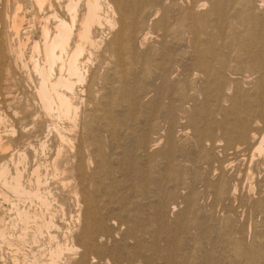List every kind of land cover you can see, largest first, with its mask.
Masks as SVG:
<instances>
[{
    "label": "rangeland",
    "instance_id": "rangeland-1",
    "mask_svg": "<svg viewBox=\"0 0 264 264\" xmlns=\"http://www.w3.org/2000/svg\"><path fill=\"white\" fill-rule=\"evenodd\" d=\"M196 1L198 4L201 3L200 11L210 7V0ZM226 2L231 16L235 15L234 11L239 10L240 6L243 8L248 5L255 6L257 19L264 16V0L260 2L259 0H233V2L229 0ZM189 3L190 0L149 1L148 7L153 9L152 16L146 19L150 29L147 40L144 42L145 45L141 47L143 53L139 56L137 63L131 61L133 53L127 52L123 54L124 65L119 64L117 62L119 54L114 56L106 48L108 41L112 38V33L106 28L102 32L98 30L101 34H97L103 36L104 42L97 50L98 52L93 53L95 56L92 54L93 59L96 60L93 61L94 63L90 62L92 69L89 65L86 72L87 77L84 80L86 82L79 83L84 85V88L78 83L75 85V98H78L75 100L79 108L77 118L79 121L81 118L89 130L85 132L80 125L72 129L65 125L63 120L54 122L60 130L63 129L62 132L70 137L74 133L73 137L75 136L72 137L71 145L63 147L59 159V161L63 159L60 163L66 167L73 166L76 169L77 157L72 156L79 157L76 155L77 145L80 142L78 133L82 132L81 136L84 141L82 160L87 161L83 168L86 176L83 183L85 182L92 197L91 210L97 213L89 230V236L95 247L86 251L88 258L95 256L93 264H264V169L262 166L264 154L255 152L252 157L253 148L237 138L238 132L234 128L236 123L244 120L249 132L257 133V135L264 133V27L258 29L261 30V34L258 35L260 39L253 44L256 46L253 50H257L260 62L252 68L253 63L247 55L239 54L235 47L221 48L225 54L223 58L230 64V68L224 72L225 76L222 75L224 83L218 85L219 87L215 84V92L212 90L209 95H206L203 91L204 77L201 76V78L192 69V60L184 54V49H187L185 46L191 42L190 34H183L181 37L184 39L180 40L175 37L174 33L164 29L157 31L154 27L157 21L164 20L163 14L165 13L168 22L174 24L179 17L180 7H186ZM23 6L26 4L24 3ZM247 8L244 10L247 11ZM233 19L234 22L239 21L238 18ZM240 27L237 28V31L240 29L238 32L244 30L243 25ZM241 38H244L243 33L236 39ZM225 39L227 40V37ZM180 44L185 45L180 47ZM149 48L150 50L154 48L152 53L147 51ZM238 55L241 58L237 57ZM147 56L151 59L147 60ZM102 58L104 61L101 62ZM125 72L128 73L123 77ZM10 78L8 82L0 84V108L8 118V120L5 118L7 122H3L4 126L0 123V134L2 135L0 136L4 137L3 141L9 139L13 142L14 140L12 152L18 149H29L28 153L31 154V149L27 146L29 140L22 137L23 133L20 134V128H23L22 126L26 123L28 127L32 122L36 125L37 135H42L46 126L51 127L52 124L50 120L42 117L41 106L35 96L36 75L31 68L12 69ZM124 81L126 82L123 83ZM5 85L6 88H4ZM88 86H90V92ZM121 86L130 95V103L118 97ZM180 88L185 89L183 98L180 95ZM7 91L11 92L10 100H14L10 108L18 109L16 111L19 113L14 114L13 110L6 107L7 102H10L5 94ZM94 91L96 93H93ZM88 102L91 105L94 104L91 106ZM21 105L27 108L26 111L32 112L33 110L36 114L32 112L30 117L28 115L23 119L24 115H21V111L24 106L21 108ZM19 124L20 127H18ZM112 125L117 126L114 131L110 128ZM10 128L15 130L14 134ZM4 132H7L9 136ZM48 137L50 141H47V146L49 145L47 151L49 153L46 151V154L51 156L56 153L59 142L55 140L53 132L49 133ZM30 141L37 145L36 138L32 137ZM15 145H19L18 148ZM75 146L76 149H73ZM165 148L169 150L168 155H156ZM238 151L241 153L240 156H238ZM241 151H244V154ZM1 156L0 153V161L8 159ZM108 162L110 164H107ZM28 164H30V159ZM43 169L44 167L41 168L42 172ZM68 173L69 170L60 176L67 178L70 175ZM51 179H49L50 186L64 203L63 206H66V210L64 206L65 213L69 210L75 212L77 210L76 198L80 201V220L68 218L67 214L64 217L66 220L62 218L63 221L60 222L63 225V230L61 229L60 232L61 239L65 233L69 235L68 237L72 236L71 240H74L77 246V250L72 255L78 256L84 248L74 236L80 232L84 218L87 213L91 214V210L87 209L86 203L82 201L79 183L76 182L75 185H77L73 188L74 180L66 179L62 184ZM21 203L20 201V205L23 204ZM0 208V216L4 218L3 225L10 227L11 222L14 221L11 218L14 217L11 204L0 199ZM68 225L73 228H69ZM30 245L23 247L24 252L28 253L29 255H26L29 257L35 256L36 253L37 257L36 248H30ZM14 247L15 245L0 244V264L12 263L13 252L11 251Z\"/></svg>",
    "mask_w": 264,
    "mask_h": 264
},
{
    "label": "bare ground",
    "instance_id": "bare-ground-1",
    "mask_svg": "<svg viewBox=\"0 0 264 264\" xmlns=\"http://www.w3.org/2000/svg\"><path fill=\"white\" fill-rule=\"evenodd\" d=\"M149 1L150 0H0V84L2 82H6L7 80L9 81L11 79L10 73L12 69L19 68L20 70V69H26L28 67L31 68V70L36 75V78H35L36 82L34 84L35 85L34 89H35V94H36L35 96L37 97L36 99L38 100L41 106L40 110H41L42 117L44 119L46 118V120L47 119L50 120L52 124L51 127L46 126V130H43L44 132L42 135L40 134L37 135L35 123L30 122L29 123L30 125L27 127L26 125H28V123L24 124L23 122V119L27 118L28 115L30 117L32 112L35 113V111L33 110L32 112L26 111L27 108H25L24 105H21V108L22 106H24V109L22 111L20 110L22 112L21 115H24L22 119V123L24 125L22 126L23 128H20L22 130V132L20 130V134L22 135L23 133L22 137L25 138L26 140H29L27 142V146L31 149L30 151L31 154L28 153L29 149L28 150L18 149L15 152H12L14 150V149L12 150V143L14 142V140L12 142V140L8 139L6 141L4 140L5 141L4 142L3 141L4 137L2 138L1 137L2 135L0 134L1 135L0 136V153L2 155L1 157L8 158L6 160L0 161V199L10 203L11 211L14 213V217L13 216L11 217L14 221L12 220L13 222H11L12 225L10 227H8L9 225L5 226L6 224L3 225L4 218L0 216V244L5 243L9 246L15 245L12 251L10 250L11 252H13L11 255L12 256L11 264H93L95 256L88 258L86 256V251L87 249H91L95 247L94 242L91 240L92 238L89 236V230L94 223L93 219L97 213L95 212V210H91L93 207L91 204L92 197L90 195V191L87 190L85 182L83 183V181L86 178L83 172V168H84V165H86L87 161L82 160L83 155L81 153L84 147L83 146L84 141L82 140V136H81L82 132L81 134L80 132L78 133L80 135V142L78 141L79 143L77 145L76 155H79V157L75 155L72 156L73 158L77 157L76 158L77 161L74 159L76 162L75 163V167L77 169L76 170L73 168V166H70L69 163L71 162L68 161L69 162L68 164L70 167H66L65 165L60 163V161H62L63 159L59 161L61 154L63 152L62 150L63 147H65V145H71V140H72L74 133L70 137L68 134H65L64 132H62L63 129L61 128L62 130L61 131L60 128H58L59 126L57 127L54 124V122L55 121L61 122V120H63L65 121V123L64 122L63 123L72 129L80 125L85 132H88L89 130L88 126L84 123V121L81 118H80V121L77 118L79 117V114H78L79 108L76 102L78 98H75L76 97L75 96V93H76L75 85L77 83L78 85H80L79 83L82 84V82L85 80V78L87 77L86 72L89 68V65L93 61L95 62L96 60V59L95 60L93 59L94 57H92V54L94 52L96 54V51L100 48L101 44H103L104 42L103 36H99L97 33L102 32V30H104L105 28L109 30L110 33H112V38L110 39V41H108L106 48L114 56L115 54L116 55L119 54V58H117V62H119V64L124 63L125 58L123 54L127 52L133 53V55L131 56L132 59L129 57L127 58L129 60L131 59V61L133 60V62H136L139 59V56H141L143 53L141 47L145 45L144 42L147 40V36L149 34L150 28L148 27L146 19L148 17L150 18L153 12V9L148 7ZM226 1H229V0H210L209 2L210 7L208 9L206 8L207 10L200 11L199 8L201 7L200 5L201 3L198 4L196 0H190V3L186 7H180V10L178 9L179 17L177 18V21L174 24H171L172 22L171 23L168 22V17L166 13L163 14L165 18L162 22H160V20L158 19L159 21H157L154 24L155 30L161 31V29H164L167 32L174 33L175 37H177V39H180V40L184 39L181 37L183 34L185 33L190 34L189 40H191V42L190 44L185 46L187 49L186 50L184 49V54L192 60V63L190 62L192 65V69L195 70L200 77L201 76L204 77L203 80L205 81V86H204L203 91L204 93L206 92V95H209L212 90H214L215 92L216 90L215 84L216 86H218L224 83L225 80L224 81L222 80V75L224 74L226 70L230 68V64L227 63V61L224 60L223 58L225 54L221 51V48H229L231 46L235 47L239 54L247 55V57L253 63V66H251L252 68H254L255 65L260 62L257 50H253V48L256 47L253 44L257 43L260 39V37L258 38V35L261 34L260 33L261 30L259 31L258 29L259 28L263 29L264 27V16H262L261 19L260 18L257 19L256 11L254 10L255 6L253 7V5L252 6L248 5L243 8L239 5L240 6V8H238L239 10L234 11L235 15L231 16L229 14L230 12H228V3ZM242 1H246V0H242ZM24 3L26 4V6H23ZM165 3L163 4L165 5ZM204 3H207V2H204ZM165 7H168V6H165ZM256 7L258 8L259 6H256ZM158 8L160 9V7ZM246 8H247V11L244 10ZM233 18L235 19L238 18L239 21L234 22ZM161 19H162V16H161ZM242 25L244 26V30H241V32H238L240 29L237 31V28H241L240 26ZM150 33H152V31H150ZM241 33L244 34V38L236 39L237 36H239ZM226 37H227V40L225 39ZM156 42L158 43L159 41L156 39ZM181 45H185V44H180V47ZM153 46H156V45H153ZM150 48L147 49V51L152 53L154 48L151 50ZM260 56L262 58V55ZM237 57H240V55H238ZM146 59L149 60L151 58H148L147 56ZM100 61L101 62L104 61V58L100 59ZM163 61L165 60L163 59ZM126 73L128 72L123 73V77H125ZM259 73L261 74V72ZM225 75L226 73L224 74V76ZM88 76H89V73H88ZM173 80L174 78L172 79V81ZM85 82L86 81H84V83ZM125 82L126 81H124L123 83ZM109 87L111 86L109 85ZM4 88H6V85L4 86ZM119 89L121 90L118 91V97L121 98L123 101L130 103L129 102L130 95L127 93V91L123 89L122 86ZM180 90H181L180 95L183 98L185 96V89L180 88ZM1 91H4V90H1ZM88 91L89 92L91 91L90 86H88ZM10 93H11L10 91L5 92V94L7 95L5 96L8 97V100L10 101V102H7L8 101L7 100L6 101L7 105L5 104L6 107H9L8 109H11L10 108L11 104L14 101V100L11 101L12 99L10 100ZM93 93H96V91H94ZM17 94L18 93H16V95ZM81 99H82V96H81ZM24 102H26L25 99H24ZM15 105L17 106V104ZM16 110H13L14 114L19 113ZM88 110H90V108ZM6 117L7 115L5 116V114L1 112V108H0V123L2 125H3V122L4 123L7 122L5 121L6 119L8 120V118ZM245 124L246 122L244 120H241L238 124L237 123L235 124L234 128L238 132L237 138L241 140L242 143H246L247 145L253 148L252 157H254L253 155L255 152L258 154H264V133L259 134V135H257V133H251V131L249 132V130L246 128ZM10 126H12V124ZM20 126L21 125L19 124L18 127ZM116 127H117L116 125L110 126V128H112V131H114ZM0 129H1V126H0ZM40 129H41V126H40ZM11 131L12 133L15 132V130H12V129ZM51 132L54 133L55 140L59 142L58 144L59 146L57 145L58 148L56 150V153L55 154L53 153L54 155L52 154L51 156H48V154H46L47 149H49L47 148L49 146V145L47 146V141H50L48 134ZM32 137L34 139L36 138L37 145L33 144L30 141V138ZM17 142L16 144H18ZM19 143H21V141ZM74 144H76V142ZM18 146L19 145H17L16 147L18 148ZM73 149H76V146ZM173 151H174V148H173ZM243 152L242 154H244ZM168 153H169V150L165 148L157 152L156 155L166 156L168 155ZM99 154H100V151L98 155ZM238 154H239L238 156H240L241 153H239L238 151ZM71 155L69 156L71 157ZM261 158H263V156H261ZM29 159H30V164H28ZM65 159H64V162L66 161ZM246 159L248 161V157ZM68 160H70V158ZM112 162H114V160ZM256 162L257 160L255 161V163ZM107 164H110V163L108 162ZM262 164H260V166L262 165L264 169V159L262 161ZM43 167L44 169L42 172L41 168ZM68 170H69L70 175L67 178L66 177L63 178L60 176L62 173L67 172ZM76 171L78 172L75 173ZM51 178H53V180L61 182L62 184L64 183L66 179L74 180L73 188H75V186L79 183L81 186L80 190L82 191L81 193L82 201L86 203L87 209L91 210V214L87 213V216L84 218L83 225L81 227L80 232L75 234L74 236L80 241L82 248H84V251H82L81 254H79L78 256L72 255L77 250V246L73 242L74 240L73 241L71 240V238L73 237L72 236L68 237L69 235L65 233L63 234L64 236H62V239H61L60 232L63 230L62 229L63 225H61L60 222L63 221L61 220L62 218L66 220V218L64 217L67 214H68V218L80 220V210H81V208H79V206L81 205L79 203L80 201L76 198L77 210L75 212H71L69 210L67 213H65L66 206L64 205L65 206V210H64V206H63L64 203L61 202L59 197H57V195L53 192V188H51L50 186L51 183L49 182L51 181L49 179ZM76 182L77 184L75 185ZM103 187L105 188V186ZM20 201L23 203V204L21 203L22 205H20ZM5 223H8V222H5ZM70 227L72 226H69V228ZM70 235H72V233H70ZM7 238L9 240H7ZM28 245H30L29 246L30 248L32 247L36 248V251L38 253L37 257H36V253H35V256L31 255L32 257H29L28 256L29 254L24 252L23 247L28 246ZM163 253H165V251Z\"/></svg>",
    "mask_w": 264,
    "mask_h": 264
}]
</instances>
